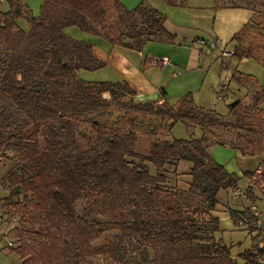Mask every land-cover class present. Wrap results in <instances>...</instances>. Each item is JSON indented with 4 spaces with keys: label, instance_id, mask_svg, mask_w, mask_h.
Here are the masks:
<instances>
[{
    "label": "trees",
    "instance_id": "16d2710c",
    "mask_svg": "<svg viewBox=\"0 0 264 264\" xmlns=\"http://www.w3.org/2000/svg\"><path fill=\"white\" fill-rule=\"evenodd\" d=\"M7 2V11L0 8V157L14 164L0 183L7 184L5 198L14 205L36 209L43 220L40 232L47 237L38 242L24 239L10 252L23 259L21 264H106L90 261L99 254L110 257V264H238L231 246L216 239L219 218L212 214L220 189L234 188L239 179L209 152L213 144L227 145L210 129L216 114H222L197 106L188 93L177 105L157 107L155 113L171 120L170 129L179 120L199 117L201 136L192 129L187 138L153 137L140 147L139 117L114 120L110 98L104 96H133L135 89L126 81L82 79L80 70L105 63L91 42L65 32L77 25L141 51L147 40L174 42L176 34L166 28V15L144 0L132 8L122 0H42L38 14L26 0ZM21 18L28 21L27 28L19 25ZM233 53L253 55L239 47ZM240 105L236 100L229 109ZM151 106L143 109L151 111ZM156 130L153 123L148 125L152 134ZM236 147L243 154L259 151ZM9 148L14 155L6 152ZM181 162L189 164L192 179L187 192L176 190L188 203L175 212L165 197L170 166L177 168ZM188 194L199 200L189 201ZM82 199L99 201L109 212L105 228L116 231L114 240H94L101 235L102 221L80 211ZM202 212L212 219V231L205 237L198 217ZM230 213L235 222L252 214ZM257 218L253 214L249 220ZM124 244L138 249V255L124 259ZM239 255L242 264H255L251 248Z\"/></svg>",
    "mask_w": 264,
    "mask_h": 264
},
{
    "label": "rangeland",
    "instance_id": "374dc122",
    "mask_svg": "<svg viewBox=\"0 0 264 264\" xmlns=\"http://www.w3.org/2000/svg\"><path fill=\"white\" fill-rule=\"evenodd\" d=\"M27 1L32 12L38 14L42 0ZM140 1L142 0H124V3L127 6L135 7ZM144 1L155 5L157 8L167 10L168 26L180 32L175 44L149 41L147 46H145L146 44L143 46V50L145 49L149 56H174V58L180 57L186 61V65L177 66L178 76L169 79L171 82L166 86V89L171 96L177 94V97L180 98V94L189 93L199 106L210 107L207 109L213 108L222 114L221 116L216 114L215 124L211 125L210 129H213L215 138L224 141L225 144L240 146L248 150H264V32L258 31L259 28L255 27L256 33H250L246 36L248 47L246 49L250 50L253 55L256 53L260 60L257 58L239 59L240 57L233 53L234 47L232 45L234 43L231 41V37L241 29L251 14L248 9L244 8L222 7V5L233 4L251 6L259 9L264 15V0H186L185 5H171L165 0ZM215 1H218L220 6ZM259 18L264 23V16ZM253 22L255 23V21ZM18 23L25 28L29 24L24 18L19 19ZM66 29L78 34V36L82 35L79 33H84L88 35L87 37L93 38L91 32L85 31L77 25L67 26ZM251 31L253 32V28ZM185 37L186 39H183ZM199 37L222 40L230 53L223 55L219 48L211 49L206 46L203 50L199 49L200 45L195 43ZM234 69L239 73L244 72L242 83L231 77ZM104 71L106 70H82L81 77L84 79L94 75L108 77L111 73L108 70ZM166 71H170V68H167ZM251 77L256 78L257 86ZM95 81L105 80L95 79ZM223 82L228 84V96L224 98L220 97ZM104 96L110 98L109 109L112 111L114 120L132 115L139 117L140 122L136 131L142 148H145L153 137L187 138L192 129H195L193 135L199 137L202 134L203 127L199 124V117L198 119L179 120L170 129L171 120H165L166 118L155 113L157 107L168 108L166 102L139 98L131 94H119L117 98H112L108 92H105ZM237 99H240L241 105L236 110L230 111L229 104ZM169 101L171 102L172 99ZM148 105H153L151 111L143 109ZM150 123L156 125L157 130L153 134L148 131ZM210 151L219 162H226L229 168H232V165L236 163L231 148L213 144ZM6 152L10 155L15 154V150L12 148L7 149ZM13 164V159L5 156L0 157V179ZM174 168V166H170L169 182L167 183L169 193L165 197V201L173 206L175 212H179L185 209L188 202H186V195L182 192H176V190L187 192L192 177L187 172L188 163L181 162L177 168ZM150 170L155 173V167L152 164H150ZM5 186L7 187V184L0 183V264H21L23 259L16 253L10 252V248L19 245L24 239L30 242H38L46 240L47 237L43 236L45 232H40L43 220L36 209L32 205L26 206L23 203L14 205L11 199L5 198L8 195V189ZM258 186L260 187L259 184ZM229 192H232L231 188H227L226 193L222 192L219 196L222 200L227 199L230 196L228 195ZM236 193L243 194L238 190ZM192 199L199 200V197H190L189 201ZM78 207L81 212H86L89 217L97 216L101 219L102 225H99L101 235L96 237L95 241L114 240L116 231L105 228L108 223L106 219L109 218V212L104 211L99 201L92 202L82 199L79 201ZM198 217L203 229L201 235L205 237L212 231V219L205 212L199 214ZM220 218L222 230L216 232V239H221L231 246L233 256L238 259V264H242L244 262L243 257L237 251L244 249L249 244L251 236L245 229L233 227L234 223L228 211H221ZM253 237L254 242L259 244L264 241V231ZM123 247L121 251L125 255L124 259H133L132 257L139 253L138 249H133L129 244H124ZM89 259L92 262L106 264H110L112 261L110 257L104 254L93 255Z\"/></svg>",
    "mask_w": 264,
    "mask_h": 264
},
{
    "label": "crops",
    "instance_id": "0c3cea01",
    "mask_svg": "<svg viewBox=\"0 0 264 264\" xmlns=\"http://www.w3.org/2000/svg\"><path fill=\"white\" fill-rule=\"evenodd\" d=\"M124 3V0H122ZM26 2H28L26 0ZM216 2V1H215ZM28 4V3H27ZM125 4V3H124ZM168 4V3H167ZM216 4H219L217 1ZM152 6L156 7L155 5L151 4ZM172 5V4H171ZM174 5V4H173ZM127 6V5H125ZM220 6V4L218 5ZM217 6V7H218ZM128 8H132L130 6H127ZM222 7H230V8H244L248 9L250 11V18L243 24L241 29L236 32L232 37L231 41L234 43L232 47L235 48H241L248 50L247 43H246V36L250 35V33L255 34V27L259 28L258 31L264 32V23L261 22L262 19L259 17H263L264 15L262 12L259 11V9L251 7V6H226L222 5ZM0 8L2 11H7L9 9V3L6 0H2ZM157 8V7H156ZM166 17L167 20L165 21V26L166 28L176 34L174 42H167V41H159V40H147L146 45L148 44L149 41H158V42H164L168 44H175L176 41L178 40L179 37V30H173L168 26V12L167 10H161ZM166 12V13H165ZM255 21V23L253 22ZM251 28H253V32L251 31ZM65 32L69 35L72 34L73 37L78 38V39H83L86 41H89L93 44L94 47V54L100 58L102 61H104L105 65L101 68L90 70V71H99V70H108L110 75L108 77L101 76L99 77L98 75L96 78H87L84 79L81 77V71L86 70L82 69L80 70V77L84 80H89V81H95L97 80H105V81H126L128 82L133 89H135L136 94L135 96L139 98H147V99H154L158 102H166L167 105H177L181 98L186 95L185 94H180V98L177 97V94H173L171 96L170 92L166 89V86L171 82L169 81L170 78L177 77L178 76V68L177 66L179 65H186V61L183 60L182 58H174V56L170 57L171 62L167 66H158L156 64V58L154 56H149L146 54L145 49L138 51L135 49L128 48L126 46L120 45V44H115L110 42L109 40L105 39L101 35H96L93 34V38L87 37L88 35L84 33H79L82 34L78 36V34L72 33V31H68V29L65 28ZM197 36V35H196ZM183 39H186L183 38ZM249 46V45H248ZM205 46L200 45L199 49L203 50ZM207 47V46H206ZM144 48V47H143ZM209 48V47H207ZM257 50V49H256ZM255 50V51H256ZM161 55H166V54H161ZM236 55V54H234ZM237 56V55H236ZM238 57V56H237ZM245 58H258V55L255 53L252 56H243L240 57L239 59H245ZM260 60V59H259ZM167 68H170V71H166ZM89 71V70H88ZM104 71V72H106ZM244 72H238L236 69L232 71L231 77H234L237 79V76L243 75ZM93 74V73H91ZM99 77V78H98ZM251 79L254 80V84L257 86L256 83V78L251 77ZM239 83H242L243 78L237 79ZM221 91H220V97L224 98L228 96V91L227 83H222L221 86ZM261 90V88H259ZM169 98V99H168ZM172 99L170 102L169 100ZM179 99V100H178ZM240 100V99H237ZM195 102V101H194ZM196 104V103H195ZM199 106V104H196ZM203 107V106H199ZM204 108H210V107H205ZM213 109V108H211ZM215 110V109H214ZM263 110V109H262ZM216 111V110H215ZM217 112V111H216ZM212 146V145H211ZM211 146L209 147V152L211 154ZM228 148L233 149L232 153L235 157L236 163L232 165V168H229L226 162H219L212 154V158L224 166L225 169H227L229 172H234L239 176V179L237 181L236 186L233 187H226V188H221L219 193H218V202L215 206V209L212 210V214L217 216L219 218V229L217 231H221V218H220V212L221 211H228L229 216L232 217L230 213V209H234L237 214H241L240 217H243L245 215H249L248 212L252 213L251 216L253 215V210H252V205L256 204L258 210H259V215L256 220H249L251 219V216H246V219H244V223L241 224L240 222H235L234 218L232 217L234 226L236 228H241L245 229L249 236H251V240L249 244H247L244 249L238 250V253H241L245 251L246 249L251 250L254 248L256 242H254V237L253 235L249 232V226L260 222L264 224V196L262 194V190L258 186V183H256L252 179V172L253 170L259 166L260 164L264 163V150H259L256 151L255 154H243L241 149L236 146H231V145H222ZM191 176V174H188ZM191 181V179H190ZM227 188H231L232 192H229L228 195H230L227 199L222 200V198L219 196L220 193L224 192L226 193ZM242 190L243 194L236 193L237 190ZM222 202V203H220ZM220 207V208H218ZM219 210V211H218ZM243 212H247L246 214H242ZM239 217V219H240ZM239 221V220H238ZM232 229V228H231ZM226 230V229H225ZM215 231V235L216 232ZM259 235V234H258ZM257 235V236H258ZM220 243H224L223 240H218ZM240 243V242H239ZM262 243V246H264V241L260 242ZM226 244V243H224ZM258 244V243H257ZM232 245V244H230ZM232 250V247H231Z\"/></svg>",
    "mask_w": 264,
    "mask_h": 264
},
{
    "label": "built area",
    "instance_id": "2783aa9c",
    "mask_svg": "<svg viewBox=\"0 0 264 264\" xmlns=\"http://www.w3.org/2000/svg\"><path fill=\"white\" fill-rule=\"evenodd\" d=\"M198 45L207 46L211 49L219 48L223 55H227L230 51L224 45V42L220 39H206L203 37H199L195 41ZM171 62V58L169 56H162L156 58V64L158 66H167ZM252 179L260 185V189L262 190V194L264 196V167L259 165L257 166L252 172ZM238 192L243 193L242 190H238ZM253 214L255 217H258L259 210L256 204L252 205ZM241 224L244 223L243 220L240 221ZM264 231V224L257 222L249 226V232L253 236H257L260 232ZM253 259L255 264H264V246L262 243L255 244L254 248L252 249Z\"/></svg>",
    "mask_w": 264,
    "mask_h": 264
}]
</instances>
